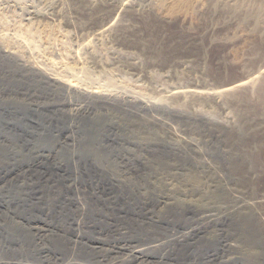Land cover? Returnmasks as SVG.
Masks as SVG:
<instances>
[{
	"label": "rangeland",
	"instance_id": "obj_1",
	"mask_svg": "<svg viewBox=\"0 0 264 264\" xmlns=\"http://www.w3.org/2000/svg\"><path fill=\"white\" fill-rule=\"evenodd\" d=\"M0 36L38 66L0 52V264H264V0H0Z\"/></svg>",
	"mask_w": 264,
	"mask_h": 264
},
{
	"label": "bare ground",
	"instance_id": "obj_2",
	"mask_svg": "<svg viewBox=\"0 0 264 264\" xmlns=\"http://www.w3.org/2000/svg\"><path fill=\"white\" fill-rule=\"evenodd\" d=\"M179 1H182V0H179ZM176 3V2H175ZM259 21V20H258ZM262 22V20H261ZM255 23V22H254ZM217 26V25H216ZM253 26V25H252ZM212 27V26H211ZM218 27V26H217ZM247 28V27H246ZM32 29V28H31ZM259 29V28H258ZM16 30V28H15ZM57 31V30H56ZM55 31V32H56ZM17 33V40H15V43H17V45H19V47L22 48H26V47H30V43L32 42V38L35 34V32H31L29 29H18L17 31H15ZM43 32V36H39L40 34H38L39 37H42L41 39H43L45 42L47 43H52V42H55L58 40V37H56V35H54V32H48L46 33L45 31H42ZM257 32V31H256ZM32 34V36H31ZM262 34V33H261ZM31 36V37H30ZM262 37V36H261ZM11 41H14V40H11ZM31 41V42H30ZM32 44V43H31ZM18 47V46H17ZM18 47V48H19ZM26 50V49H25ZM23 51V50H22ZM22 51L20 49H15L14 47H12L11 45H9V42L7 41V39H5V37L3 36H0V52L6 54V55H9V56H16V57H19L20 60L23 62L24 65L30 67V68H37V62L36 61H31V59L27 60L26 58L23 59V56L22 55H25L22 54ZM65 51V50H64ZM32 52V50H31ZM37 52V51H36ZM65 53V52H64ZM62 52V55L64 54ZM39 57V56H38ZM39 60V59H38ZM40 61V60H39ZM44 62H47V65L51 66V67H54V68H58L59 72L55 75V78L57 80H64L61 78L60 76V73H62L63 71H76V68L75 67H72L70 66L69 64L67 63H64L62 65H60L59 67H57V65L50 61V60H46L44 59L43 60ZM63 63V62H62ZM260 65V64H259ZM261 67V66H260ZM78 69V68H77ZM78 71V70H77ZM259 79V78H258ZM259 81V80H257ZM67 83H70L71 85L73 86H76L78 87L79 85L77 83H72L70 81H66ZM251 82V81H250ZM253 83V82H252ZM251 83V84H252ZM258 84V83H257ZM254 86V85H253ZM95 95H103L104 93H99V92H93V91H89ZM257 94V93H256ZM200 95V94H199ZM106 96V95H105ZM253 97V96H252ZM204 102V101H203ZM206 102V101H205ZM210 102V101H209ZM264 111V110H263ZM263 114V113H262ZM256 126V125H255ZM252 128V127H251ZM256 146V145H255ZM237 147V146H236ZM246 149L250 148L249 145H245ZM239 152V150H238ZM248 153V152H247ZM247 155V154H246ZM250 163V162H249ZM248 163V165L245 166V168L248 166L247 170H246V176L250 177V178H254L256 177V171H253V170H250L251 169V165ZM118 228V227H117ZM120 228V227H119Z\"/></svg>",
	"mask_w": 264,
	"mask_h": 264
}]
</instances>
